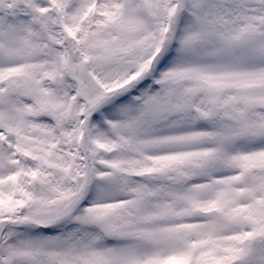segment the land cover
I'll return each instance as SVG.
<instances>
[{"label": "snow or ice", "instance_id": "6c2138e0", "mask_svg": "<svg viewBox=\"0 0 264 264\" xmlns=\"http://www.w3.org/2000/svg\"><path fill=\"white\" fill-rule=\"evenodd\" d=\"M0 264H264V0H0Z\"/></svg>", "mask_w": 264, "mask_h": 264}]
</instances>
